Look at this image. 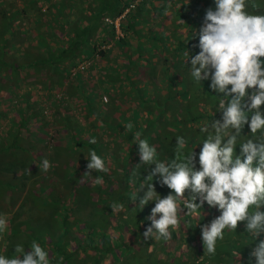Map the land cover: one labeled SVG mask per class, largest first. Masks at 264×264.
I'll return each mask as SVG.
<instances>
[{
  "label": "trees",
  "instance_id": "trees-1",
  "mask_svg": "<svg viewBox=\"0 0 264 264\" xmlns=\"http://www.w3.org/2000/svg\"><path fill=\"white\" fill-rule=\"evenodd\" d=\"M248 2L249 12L264 14V0ZM28 4L32 9L21 7L7 13L0 8V75H9L1 84L8 95L0 97V120L5 116L1 109L6 105L4 100L18 114L16 119L14 116L10 119V126L15 130L8 127V131L0 135V158L4 161L0 168L7 164L12 172L19 168L8 159L14 149L23 151L19 136L22 130L30 132L28 124H32L40 112L33 108L36 99L32 97L33 89H46L45 97L63 105L62 97L55 96L60 90L48 91L54 86H63L69 96L81 101L84 114L97 121V125L90 124L96 127L97 133L85 130L87 134H84V127L75 125L71 108L63 105L58 110L60 127L65 131V148L79 153L78 158H70L62 175L70 180L76 175L87 176L93 188H71L66 198L54 197L59 207L66 204L67 199L71 201L76 197L91 200L92 204L85 217L65 218L78 225L75 228L78 233L67 235L63 242L58 237L59 242L55 241L53 247L61 249L50 252L55 258L52 264L60 257H63L62 264H239L234 256L236 252H240L241 264H250V261L255 264V258L250 257L255 242L244 232L243 222L235 232L225 230L224 239L217 241L215 255L205 253L200 224L219 215L217 208L209 207L206 202L199 210L201 215L182 214L180 228L170 229L171 238L167 241L143 239V232L151 225L149 216L155 205V201L150 200L139 208V199L146 187L133 202V193L141 183L147 182L145 177L155 166H136L140 157L135 133L140 132L141 139L155 146L160 160L172 159L176 137H185L188 146L184 152L193 148L199 167L198 153L204 138L199 128L213 119L218 101L209 88L210 79L199 84L191 80L183 53L187 49L192 55L199 52L198 35L190 36L203 24L206 10L215 8L214 0H29ZM72 4H81L83 8L73 13L66 9L67 16L73 15L68 19L63 8ZM104 17L111 21H105ZM116 17L120 34L116 33L113 22ZM21 37L30 38L31 42L22 50V45H15ZM18 49L21 51L16 54ZM168 50L172 51L170 55ZM22 52L24 57L19 58ZM95 55L97 60L101 59L97 64V79L87 85L82 72L72 73L71 68L82 60H87L92 68L95 64L90 60L94 61ZM159 58L165 61L158 62ZM22 71L34 75L33 81H23ZM37 74H47L46 78L42 76L39 86L35 84ZM71 76L74 81L66 85ZM100 90L108 94L107 102L101 101ZM261 111L264 112V105ZM221 115L216 112L214 118L219 119ZM129 123L133 125L131 129L126 127ZM33 124L36 128L43 127V123ZM249 131L245 125L242 134L247 135ZM93 137L96 143H89ZM90 150H95L105 160L107 173L93 170L91 177L85 173ZM235 150L239 154L240 146ZM19 166L27 168L26 163ZM97 177L102 178L100 184L95 183ZM159 181L158 175L153 178L155 190L161 197L166 196L171 190ZM37 188L39 194L48 196L41 185ZM44 199L41 202L46 204ZM113 203H122L124 210L113 212L110 207ZM80 207L78 204L69 208L64 216ZM56 212L59 214L58 210ZM7 241L10 245L11 240ZM25 250L29 251L30 247Z\"/></svg>",
  "mask_w": 264,
  "mask_h": 264
},
{
  "label": "clouds",
  "instance_id": "clouds-1",
  "mask_svg": "<svg viewBox=\"0 0 264 264\" xmlns=\"http://www.w3.org/2000/svg\"><path fill=\"white\" fill-rule=\"evenodd\" d=\"M214 3V9L206 10L198 32L195 29L190 36L198 35L199 52L192 55L187 49L183 53L191 80L199 84L210 79L209 88L218 101L213 119L199 128L204 136L198 153L199 167L193 148L184 152L188 146L185 137H176L172 159L160 160L155 146L141 139L140 132L135 133L140 157L136 166H155L145 177L147 182L141 183L133 193V202L146 187L139 199V208L150 200H154L155 205L149 216L151 225L143 232V239L163 238L165 241L171 238L170 229L180 228L182 214L199 216L206 202L209 207L217 208L219 215L200 224L205 253L215 255L217 241L224 239L225 230L235 232L243 222L244 232L255 242L250 257L255 258V264H264V238H261L264 237V112L261 111L264 105V14L249 12L248 0H214ZM216 112L222 113L221 118H214ZM245 125L250 135L242 134ZM126 127L131 129L133 125L129 123ZM89 143H96V139L91 138ZM237 145L239 154L235 150ZM87 159L85 173L89 177L93 170L109 171L105 160L95 150H90ZM40 167L46 172L51 164L45 158ZM25 171L30 173L29 168ZM157 175L159 182L171 190L166 196L161 197L155 190L152 181ZM101 182L102 178L97 177L95 183ZM110 207L116 213L124 210L122 203H113ZM7 228V217L0 214V233ZM14 253L11 258L0 254V264H52L55 259L35 240L29 251L17 244ZM234 256L241 264L240 252ZM62 262L63 257H60L56 264Z\"/></svg>",
  "mask_w": 264,
  "mask_h": 264
},
{
  "label": "rangeland",
  "instance_id": "rangeland-1",
  "mask_svg": "<svg viewBox=\"0 0 264 264\" xmlns=\"http://www.w3.org/2000/svg\"><path fill=\"white\" fill-rule=\"evenodd\" d=\"M11 4L13 5L12 2ZM3 6L1 5L0 8H3ZM43 7H45V5ZM28 39L30 38L23 39L21 37L15 41V45H22L23 47H21V50L25 47L27 48V46H29L31 43L30 40L28 41ZM21 50L18 49L16 54ZM168 51L169 54H167L170 55L171 50ZM114 53L116 54L117 51L114 50ZM16 54L15 58L17 57ZM19 55V58L24 57L23 52ZM119 59L122 60V57L120 56ZM100 61L101 59L97 60V55H95L94 61L90 60V63L94 62L95 65L92 68H89L91 65L90 64L88 65V68L83 69L81 75L84 77V81L87 83V85L93 83V80L97 79V64ZM164 61L165 60H163V58H159L158 60V62ZM85 69H88V72H86ZM71 70H73V68ZM157 71L159 72L158 69ZM40 74L35 76V80L38 82L35 83L37 86L42 84L41 81L43 80V77L46 78L47 76V74ZM21 75L23 76V81H33L34 79V75H26L23 71L20 72V76ZM8 78V74L4 76L0 75V87L1 84L4 83ZM73 81L74 80L71 76V78L67 80L66 85L67 83L69 84ZM22 89L23 88H21V90ZM57 90L60 91L55 96L57 99L61 96V103L66 105V107L71 108V112L76 123L75 125L83 126L84 134L86 133L85 130L94 131L97 133V129H95L96 127L90 126V124L97 125V121L93 120L92 116L84 114L81 101L75 100L74 96H69L68 93L63 90V86H54L53 89H48L50 92H55ZM33 91H35V94H33L32 97L36 98L33 108L40 109V112L38 113L37 118H33L31 122L36 123V125L43 123V127L41 129L38 127L36 128L34 126L35 124L29 123L28 126L30 132L22 130L20 134L21 136H19L18 140L24 149L23 151L19 148L14 149L8 159L9 161L12 160L13 163L18 165L17 167L19 168L15 172H12L8 168V164L7 166L4 165V167L1 165L0 168V214L5 215L8 222L7 230L4 233H0V237L4 238L3 240L0 239V254L8 258H11L13 255H15L14 248L17 244L24 245L26 249L30 247V243H32L33 240L41 243L43 245H41L42 247H45L46 249L49 248L48 250L52 254L54 253V250L58 252V250L61 248L57 249L53 247L55 241L57 243L59 242V239L62 238L63 242L67 235L77 232L76 229L78 228V225H75L74 221L70 222V220L81 216L85 217L86 212L89 211L92 204L91 200H80L81 197L78 200V197H76L77 200L75 199L69 201L67 199L65 203L68 205L63 204L60 207L56 206L57 202L55 201L54 197H65L71 188H76L79 190L82 187L87 186V189L88 187H91L90 189H92L93 183L91 182V179L87 178V176L84 177L83 175H76L70 180L66 179L62 175L64 166H66V164L71 161L70 158H78L77 155H79L78 152L71 153L65 148V139H63L65 131L64 129H61L60 121L58 119V110H61V106L63 105L57 104V102L53 103L51 98L45 97L46 89L44 90L36 88L35 90L33 89ZM7 95L8 94L4 92L3 87H1L0 97L4 98ZM102 95L105 97V100L102 99ZM99 96L102 102L108 100V94L103 90H100ZM4 101L6 102V105L1 109L5 111V116L0 120V135H2V133L5 131L7 132L11 128L15 130L14 126H10V119H12L13 116L16 119V115H18L14 108L8 105V101ZM24 150H26V152ZM37 157L40 158V160L37 161ZM45 158H49L48 161L51 164V168L46 172L40 167L42 161ZM3 162V159L0 158V163L2 164ZM23 163H26V169L29 168L30 173H26L25 167L19 166ZM22 173H24V176H22ZM37 185H41L45 193H47L50 197L39 194L40 191L37 188ZM93 192L92 195L95 194H93ZM12 197L14 198L11 199ZM42 198H45L44 201H46V204L41 202ZM78 204H81V207L79 208L80 210H77L76 212L74 211L70 213V215L64 216L65 211H67L69 208L72 209L73 206H78ZM95 209L97 210V207H95ZM56 210L59 211V214H57ZM67 217L70 219L69 221L65 219ZM7 239L11 240L10 245L8 244L9 241H7Z\"/></svg>",
  "mask_w": 264,
  "mask_h": 264
},
{
  "label": "crops",
  "instance_id": "crops-1",
  "mask_svg": "<svg viewBox=\"0 0 264 264\" xmlns=\"http://www.w3.org/2000/svg\"><path fill=\"white\" fill-rule=\"evenodd\" d=\"M28 1L29 0H4V1H2V0H0V6L2 5H4L3 6V9H5L6 11H7V13L9 12V11H11V9H20L21 7H23V8H26V9H32L31 7H29V4H28ZM51 1H60V0H51ZM11 2L13 3V5L11 4ZM71 4V3H70ZM45 5V4H44ZM43 5V6H44ZM17 7V8H16ZM83 8V5H70L69 7H65V8H63V9H65V10H63V12L66 14V18H73V15L71 16V15H68L67 16V14H68V10H66V9H70L69 11L71 12V13H73V11L75 10V9H82ZM29 27V29H31L32 30V27L31 26H28ZM33 32V31H32Z\"/></svg>",
  "mask_w": 264,
  "mask_h": 264
},
{
  "label": "built area",
  "instance_id": "built-area-1",
  "mask_svg": "<svg viewBox=\"0 0 264 264\" xmlns=\"http://www.w3.org/2000/svg\"><path fill=\"white\" fill-rule=\"evenodd\" d=\"M131 5V4H130ZM129 5V6H130ZM127 8H125V10H126ZM104 20L105 21H111L108 17H104ZM113 22H114V26H115V29H116V32H117V34H120V32L118 31V27H117V17L113 20ZM88 65V61L87 60H82V61H79L74 67H72L73 68V70H71V72L73 73L74 71H80V72H82L83 71V69L86 67ZM71 68V69H72ZM102 99L103 100H105V97L102 95Z\"/></svg>",
  "mask_w": 264,
  "mask_h": 264
}]
</instances>
